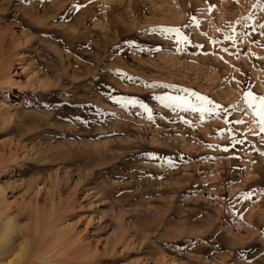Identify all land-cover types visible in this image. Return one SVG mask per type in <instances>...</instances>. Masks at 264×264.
I'll use <instances>...</instances> for the list:
<instances>
[{"label":"rangeland","instance_id":"374dc122","mask_svg":"<svg viewBox=\"0 0 264 264\" xmlns=\"http://www.w3.org/2000/svg\"><path fill=\"white\" fill-rule=\"evenodd\" d=\"M261 25L264 0H0V263L264 264Z\"/></svg>","mask_w":264,"mask_h":264},{"label":"snow or ice","instance_id":"6c2138e0","mask_svg":"<svg viewBox=\"0 0 264 264\" xmlns=\"http://www.w3.org/2000/svg\"><path fill=\"white\" fill-rule=\"evenodd\" d=\"M261 27H264V25H261ZM165 32H172L176 31L178 32V29H163ZM164 99H167L171 101L173 104H175L177 107H184L188 104V101L185 100L183 97H166ZM197 99L201 101V107L199 108V111L204 112L213 111L214 108H218L219 105H214L211 100H209L207 97L204 96H197ZM244 102L248 105L249 108H252L255 104L256 107V115L259 117V124H260V130L264 131V96H254L251 92H247L243 97ZM131 103H135V101H130ZM207 105H212V107H206ZM193 110H197L195 106H192ZM240 121H237L239 123ZM227 150V149H225Z\"/></svg>","mask_w":264,"mask_h":264},{"label":"bare ground","instance_id":"6f19581e","mask_svg":"<svg viewBox=\"0 0 264 264\" xmlns=\"http://www.w3.org/2000/svg\"><path fill=\"white\" fill-rule=\"evenodd\" d=\"M9 220L6 221L5 223H3L2 225V232H3V235H2V239H3V245L6 243V239L11 235V234H14V233H18L19 232V228H17V226L14 224V225H9ZM27 232L30 234L29 232V229L27 230ZM31 242V241H30ZM12 244V243H11ZM2 245V246H3ZM28 247H29V243L26 242L22 247L19 248V251L15 257L13 258V260H9L7 261L6 263H0V264H13L16 260H19L20 258H22L25 253L27 252L28 250ZM15 250V249H14Z\"/></svg>","mask_w":264,"mask_h":264}]
</instances>
